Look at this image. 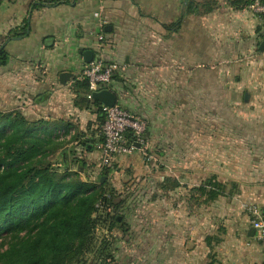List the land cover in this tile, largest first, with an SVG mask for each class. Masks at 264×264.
Instances as JSON below:
<instances>
[{
	"label": "crops",
	"instance_id": "0c3cea01",
	"mask_svg": "<svg viewBox=\"0 0 264 264\" xmlns=\"http://www.w3.org/2000/svg\"><path fill=\"white\" fill-rule=\"evenodd\" d=\"M179 1L54 5V0H0V112H19L30 121H65L72 133L90 137L95 147L101 128L98 107L76 103L79 95L93 101L89 88L84 94L80 87L84 51L92 52V60L117 66L106 89L115 95L116 105L145 121L149 152L161 145L165 112H183V104H192L195 112L203 102L213 112L222 103L235 112L232 105L242 100L249 109H264V25L246 9V0H183V13L187 4L196 6L183 17V40L182 32L164 28L177 15ZM27 19V35L5 42ZM63 72L71 77L61 84ZM247 132L257 133L247 142L249 158H258L251 164L263 165L264 125ZM142 149L118 158L114 168L145 173ZM85 159L98 169L96 149ZM253 178L264 181L258 174ZM243 195L264 219V183L244 189ZM231 216L215 244L217 264H264L251 231V212Z\"/></svg>",
	"mask_w": 264,
	"mask_h": 264
},
{
	"label": "rangeland",
	"instance_id": "374dc122",
	"mask_svg": "<svg viewBox=\"0 0 264 264\" xmlns=\"http://www.w3.org/2000/svg\"><path fill=\"white\" fill-rule=\"evenodd\" d=\"M176 7L172 23L183 13L182 1ZM176 30L182 32L183 40V19ZM219 105V111L214 105L213 112L203 102L195 112L190 103L183 104V112H165L159 128L161 145L152 152L145 149L153 157L150 161L143 157L148 165L145 173L114 168L103 179L104 186L99 183L104 168L98 170L91 164L80 173L79 178L101 194L97 226L82 251L71 252L62 264H217L215 242L226 233L231 215L246 212L250 216V197L243 195L244 189L264 183L253 178L256 174L264 177V163L254 167L251 161L256 157L249 158L247 149L251 134H257L247 130L264 125V109L254 105L249 109L242 100L232 105L235 112ZM10 131L8 126L1 127L0 120V142ZM71 135L60 129L52 138L65 146L69 168L77 172L67 151ZM60 152L45 160L59 173L63 170ZM86 154L81 149L75 153L80 158ZM210 177L225 187V195L213 202L195 191ZM174 181L179 186L172 189ZM114 217L118 225L112 223ZM206 238H211L208 244Z\"/></svg>",
	"mask_w": 264,
	"mask_h": 264
},
{
	"label": "trees",
	"instance_id": "16d2710c",
	"mask_svg": "<svg viewBox=\"0 0 264 264\" xmlns=\"http://www.w3.org/2000/svg\"><path fill=\"white\" fill-rule=\"evenodd\" d=\"M75 1L54 0V5ZM195 9L193 3L187 4L176 22L164 28L177 31L184 15ZM28 21L21 29L13 30L5 42L25 37ZM80 87L86 94L87 81L83 79ZM76 103L98 107L99 125L102 126L104 115L99 103L87 99L86 95H79ZM0 120L1 127L8 126L11 130L0 142V264H62L71 252L82 251L97 226L95 214L99 210L101 194L96 186L79 178L91 163L75 155L79 149L93 151L94 141L90 137L72 133L67 151L73 156L71 165L76 167L77 172H71L65 157V146L62 142H56L55 137L52 138L60 129L71 133L73 128L70 124L62 120L30 121L19 112H0ZM40 134L43 137L40 138ZM127 137L134 140L130 134ZM97 142H103L101 135ZM58 150H61V173L45 161ZM104 170L105 173L99 178L101 186L106 184V179L102 177L112 172L108 168ZM178 186L175 181L171 183L172 189ZM195 191L210 202L225 195V187L215 177L204 180ZM111 220L114 225L120 223L117 217ZM210 239L206 238L207 244ZM218 242L216 240L215 243Z\"/></svg>",
	"mask_w": 264,
	"mask_h": 264
},
{
	"label": "built area",
	"instance_id": "2783aa9c",
	"mask_svg": "<svg viewBox=\"0 0 264 264\" xmlns=\"http://www.w3.org/2000/svg\"><path fill=\"white\" fill-rule=\"evenodd\" d=\"M246 9L256 17V19L264 25V4L259 0H252ZM103 37H99L102 41ZM117 66L113 63H107L102 58H95L90 63L86 64L82 70L80 79L86 80L90 93L97 92L106 87L111 82L113 73ZM89 98L91 95L89 94ZM102 107L104 122L100 128V135L103 142L97 143L95 149L99 152L98 169L108 168L114 170V163L118 158L129 156L136 150L142 149V155L147 160H152L151 155L145 152L144 135L146 125L144 121L131 114L118 105L111 108ZM130 134L134 140L127 137ZM138 144L139 148H136ZM249 212L253 215L251 220V228L254 231L253 238L258 242L264 262V219L261 212L256 208L248 207Z\"/></svg>",
	"mask_w": 264,
	"mask_h": 264
},
{
	"label": "water",
	"instance_id": "95a60500",
	"mask_svg": "<svg viewBox=\"0 0 264 264\" xmlns=\"http://www.w3.org/2000/svg\"><path fill=\"white\" fill-rule=\"evenodd\" d=\"M263 49H264V42L260 44V50H263ZM82 56H83V61L85 64H88L92 61L93 56H92L91 51H84L82 53ZM69 77H71V74L66 73V72L61 73L59 76V80L61 84H64L65 81L69 80ZM91 99L101 104V106L107 107V108H111L114 105H116L115 95L107 89L93 92L91 94ZM136 148H139L138 144H136ZM89 149H91V147H89ZM102 179H104V177H102ZM251 231L253 233V230Z\"/></svg>",
	"mask_w": 264,
	"mask_h": 264
}]
</instances>
